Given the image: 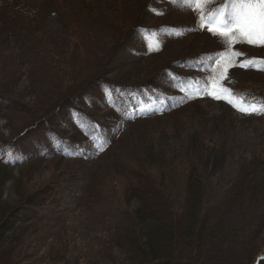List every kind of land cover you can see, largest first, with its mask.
<instances>
[{
    "label": "rangeland",
    "instance_id": "obj_1",
    "mask_svg": "<svg viewBox=\"0 0 264 264\" xmlns=\"http://www.w3.org/2000/svg\"><path fill=\"white\" fill-rule=\"evenodd\" d=\"M22 1L40 36L22 21ZM251 91L264 96V46L224 44L183 0H0V209L21 239L10 257L125 264L139 203L119 182L95 198L90 181L119 162L162 192L152 214L180 208L197 172L205 215L231 218L229 240L184 264L264 259V205H248L254 190L264 202V109L238 110L264 105ZM47 188L44 206H20L18 195Z\"/></svg>",
    "mask_w": 264,
    "mask_h": 264
},
{
    "label": "trees",
    "instance_id": "obj_2",
    "mask_svg": "<svg viewBox=\"0 0 264 264\" xmlns=\"http://www.w3.org/2000/svg\"><path fill=\"white\" fill-rule=\"evenodd\" d=\"M21 3L19 13L22 21L34 35L40 36L36 10L30 9L32 7L26 1ZM134 10L140 12L145 8L138 4ZM254 96L264 100L263 95H257L254 92ZM118 163L108 164L100 171L95 170L90 174V181L94 183L92 194L95 198L102 194L105 195L111 184L119 182L128 192L132 190L130 196L139 203L135 219L142 225V229L135 234L130 246L121 251L125 264H184L189 261L188 254L189 256L193 254L199 256L208 245L229 240L227 230L232 226L231 218L226 216L222 220L211 221L209 216L205 215L202 180L197 172L188 182L184 204L178 209L169 208V213L162 215L160 210V213L154 215L151 210L161 205L153 202L157 200L156 197L163 196L158 186L154 185L155 182L150 178L145 177L141 170L138 171L136 166L127 168V165L123 166ZM2 168L0 166V175L5 174ZM2 185V180H0V187ZM144 186L146 189L141 191L140 189ZM262 190L264 191V187ZM23 193L18 195V201L22 202L20 206L38 208L47 203L53 190L47 188V190L36 193L34 197L31 196L32 193H25L26 195ZM251 196L248 205L258 208L264 205V202L257 198L256 201L254 200L255 197L261 196L258 190H254ZM257 201L261 202L257 203ZM18 209L21 207L16 208V211ZM10 213L0 209V260L6 257L7 261H11L9 264H16V260L10 257V251L16 249L21 239L16 241L11 239L10 235L16 229V221L12 222ZM9 222L12 223V226H9ZM263 261L262 258L255 264H261Z\"/></svg>",
    "mask_w": 264,
    "mask_h": 264
},
{
    "label": "snow or ice",
    "instance_id": "obj_3",
    "mask_svg": "<svg viewBox=\"0 0 264 264\" xmlns=\"http://www.w3.org/2000/svg\"><path fill=\"white\" fill-rule=\"evenodd\" d=\"M183 2L197 15L200 30L206 28L207 31L223 38L224 44L246 43L252 46H264V0H219L218 6L210 11L206 9L211 0H183ZM232 55L239 57L244 53L233 51ZM254 63V60L241 61L239 66L252 67ZM232 66L236 65L233 63ZM205 87L207 88V85ZM208 94L216 99L221 98L215 90ZM258 109H264V105L238 108L245 114H251Z\"/></svg>",
    "mask_w": 264,
    "mask_h": 264
}]
</instances>
